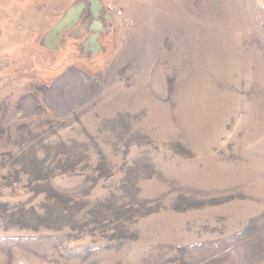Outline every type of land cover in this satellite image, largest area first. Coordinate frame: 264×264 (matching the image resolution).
<instances>
[{
    "label": "rangeland",
    "instance_id": "rangeland-1",
    "mask_svg": "<svg viewBox=\"0 0 264 264\" xmlns=\"http://www.w3.org/2000/svg\"><path fill=\"white\" fill-rule=\"evenodd\" d=\"M0 264H264V0H0Z\"/></svg>",
    "mask_w": 264,
    "mask_h": 264
},
{
    "label": "flooded vegetation",
    "instance_id": "flooded-vegetation-1",
    "mask_svg": "<svg viewBox=\"0 0 264 264\" xmlns=\"http://www.w3.org/2000/svg\"><path fill=\"white\" fill-rule=\"evenodd\" d=\"M102 8H103V4H101L100 6H98V7H94V11L92 10V6H91V14H93L92 16H93V18L92 19H89V22L87 23L88 24V26H86V29L87 30H91L92 28L94 29L93 30V32H92V34H90L89 35V37H88V39L89 38H91V35H93V33H95V32H97V37H98V35H99V31L100 30H102V26H103V13H102ZM99 19L100 20H102V22L101 21H99ZM101 22V23H100ZM84 26L83 25H81V26H79L78 27V29L80 30L81 28H83ZM96 29V30H95ZM78 30V31H79ZM86 33V32H85ZM87 39V40H88ZM90 42H91V40H90ZM92 43V42H91ZM87 46V48L88 49H90L89 47L91 46V44L90 45H86Z\"/></svg>",
    "mask_w": 264,
    "mask_h": 264
},
{
    "label": "water",
    "instance_id": "water-1",
    "mask_svg": "<svg viewBox=\"0 0 264 264\" xmlns=\"http://www.w3.org/2000/svg\"><path fill=\"white\" fill-rule=\"evenodd\" d=\"M77 10L75 12V9H72V11H70V13L66 14L61 20L60 22L58 23V25L52 29V32L55 33L56 31L59 32V31H62V29H64V26L67 24V23H71V21L74 20V18L76 17L77 15ZM72 24V23H71ZM96 37H97V33L91 35V42L94 41L95 44H94V47H92V43L90 42V40L88 39L86 41L87 44H91V46L89 47L92 51H95L98 47V43L96 41Z\"/></svg>",
    "mask_w": 264,
    "mask_h": 264
},
{
    "label": "bare ground",
    "instance_id": "bare-ground-1",
    "mask_svg": "<svg viewBox=\"0 0 264 264\" xmlns=\"http://www.w3.org/2000/svg\"><path fill=\"white\" fill-rule=\"evenodd\" d=\"M46 37H47L48 40L53 39V38H54V33L51 31ZM90 39H91V38H90ZM53 42H54V41H53ZM62 80H63V78H58V79L56 80L55 84L53 85V87H52L51 90L57 88V86H59V84H61Z\"/></svg>",
    "mask_w": 264,
    "mask_h": 264
},
{
    "label": "crops",
    "instance_id": "crops-1",
    "mask_svg": "<svg viewBox=\"0 0 264 264\" xmlns=\"http://www.w3.org/2000/svg\"><path fill=\"white\" fill-rule=\"evenodd\" d=\"M55 40V39H54ZM89 40H91L90 38H89ZM93 43H92V47H94V44H95V42L94 41H92ZM88 45H90V44H88Z\"/></svg>",
    "mask_w": 264,
    "mask_h": 264
}]
</instances>
